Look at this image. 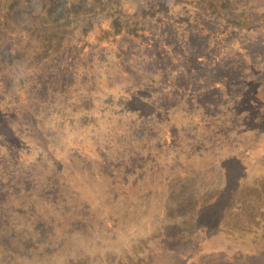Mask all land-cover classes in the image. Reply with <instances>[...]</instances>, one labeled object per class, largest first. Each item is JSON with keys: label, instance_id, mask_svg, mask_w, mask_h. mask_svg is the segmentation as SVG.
Here are the masks:
<instances>
[{"label": "rangeland", "instance_id": "obj_1", "mask_svg": "<svg viewBox=\"0 0 264 264\" xmlns=\"http://www.w3.org/2000/svg\"><path fill=\"white\" fill-rule=\"evenodd\" d=\"M263 177L264 0H0V264H264Z\"/></svg>", "mask_w": 264, "mask_h": 264}, {"label": "trees", "instance_id": "obj_2", "mask_svg": "<svg viewBox=\"0 0 264 264\" xmlns=\"http://www.w3.org/2000/svg\"><path fill=\"white\" fill-rule=\"evenodd\" d=\"M15 1H18V0H15ZM1 14H2V13H1ZM258 182H260V183L258 184V186L252 188V189L250 190V192H252V193H257V192H258V193H259V197L261 198V201H262V200H264V177L262 178V180H260V181H258ZM240 186H241V185H238L237 187H235V188L232 189V190H230V189L227 190V191H232L230 197L233 196V197L235 198V195H237L236 193L239 194L240 190L242 189ZM262 198H263V199H262ZM231 200H232V199H231ZM262 205H263V203H262ZM206 210H207V209H206ZM206 210H204V211H206ZM263 214H264V210L260 211V213L257 214V215H259V219H258L259 221L262 219Z\"/></svg>", "mask_w": 264, "mask_h": 264}]
</instances>
